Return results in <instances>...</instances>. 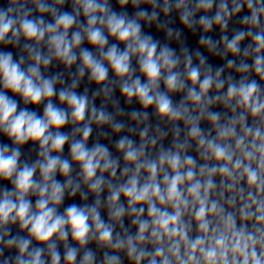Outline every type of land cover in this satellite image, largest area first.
<instances>
[{
  "label": "clouds",
  "instance_id": "obj_1",
  "mask_svg": "<svg viewBox=\"0 0 264 264\" xmlns=\"http://www.w3.org/2000/svg\"><path fill=\"white\" fill-rule=\"evenodd\" d=\"M0 264H264V0H0Z\"/></svg>",
  "mask_w": 264,
  "mask_h": 264
}]
</instances>
